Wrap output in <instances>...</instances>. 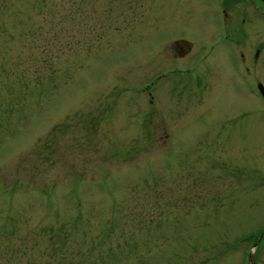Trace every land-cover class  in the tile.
Returning a JSON list of instances; mask_svg holds the SVG:
<instances>
[{"label":"rangeland","instance_id":"obj_1","mask_svg":"<svg viewBox=\"0 0 264 264\" xmlns=\"http://www.w3.org/2000/svg\"><path fill=\"white\" fill-rule=\"evenodd\" d=\"M259 81L264 0H0V264H264Z\"/></svg>","mask_w":264,"mask_h":264},{"label":"flooded vegetation","instance_id":"obj_2","mask_svg":"<svg viewBox=\"0 0 264 264\" xmlns=\"http://www.w3.org/2000/svg\"><path fill=\"white\" fill-rule=\"evenodd\" d=\"M177 42H178V44L181 45V47H182V52H184V53H186V52H188V51H190V50L192 49V43H190V42H186L185 44H184V43H180L179 41H177ZM260 50H261V49H258L257 52H260ZM256 54H257V53H256ZM257 55H258V54H257ZM242 63H243V62H242ZM245 73L250 75V70H249L248 66H245ZM258 83H260V81H259ZM258 83H257V85H258ZM245 85H246V87H247V89H248V86H249L250 84L246 81V82H245ZM250 195H252V194H250ZM253 201H255V200H252V198H250V200H248L250 206L253 205ZM261 228H264V225H261ZM256 236H257V240H258L260 234H258V233H256V232H253V231L250 232V237H251L252 239H253L254 237H256Z\"/></svg>","mask_w":264,"mask_h":264},{"label":"water","instance_id":"obj_3","mask_svg":"<svg viewBox=\"0 0 264 264\" xmlns=\"http://www.w3.org/2000/svg\"><path fill=\"white\" fill-rule=\"evenodd\" d=\"M180 43H186L187 41L184 39L179 40ZM261 94L264 96V85L262 83L258 84ZM251 260H253V256L251 254Z\"/></svg>","mask_w":264,"mask_h":264},{"label":"trees","instance_id":"obj_4","mask_svg":"<svg viewBox=\"0 0 264 264\" xmlns=\"http://www.w3.org/2000/svg\"><path fill=\"white\" fill-rule=\"evenodd\" d=\"M245 238H247V237H243V238H241V239L245 240Z\"/></svg>","mask_w":264,"mask_h":264},{"label":"bare ground","instance_id":"obj_5","mask_svg":"<svg viewBox=\"0 0 264 264\" xmlns=\"http://www.w3.org/2000/svg\"><path fill=\"white\" fill-rule=\"evenodd\" d=\"M184 44H185V43H184ZM255 246H256V245H255ZM255 246H254V247H255Z\"/></svg>","mask_w":264,"mask_h":264}]
</instances>
